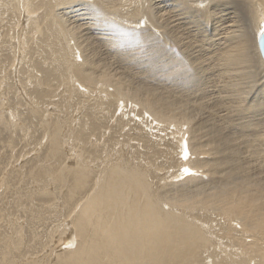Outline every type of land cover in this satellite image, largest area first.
<instances>
[{"label":"bare ground","instance_id":"obj_1","mask_svg":"<svg viewBox=\"0 0 264 264\" xmlns=\"http://www.w3.org/2000/svg\"><path fill=\"white\" fill-rule=\"evenodd\" d=\"M110 1L99 0L89 10L106 29V45L120 53L128 48L137 49L148 37L152 38L147 31V35L138 34L135 28L111 19L107 9ZM137 1L136 13L147 18L149 29L163 16L168 17V25L162 33L164 43L158 42L152 47L154 60L165 57L168 84L178 83L185 88L198 69L207 72L215 86V99L211 103L215 108L213 115L203 117L189 130L194 118L190 110L183 106L177 108L174 100L142 94L141 90H133L105 73L95 75L89 64L77 70V74L87 85H112L119 106L132 101L130 103L136 108L141 106L154 123L165 129H176L172 133L173 140L179 145L180 155L189 160L184 162L180 158L182 165L171 180L174 187L179 182H199L204 172L206 182L193 183L195 190L182 187L168 195L155 193L150 183L152 168L140 154L136 158L125 154L128 157L123 160L116 153V157L110 159L104 150L109 162L103 159L95 167L83 159L84 152L68 150L70 154L65 159L75 160L76 166L63 167L61 160L58 170L44 168L40 180L45 186L56 183L59 192H67L55 216H66L64 219H68L69 224L60 227H65L63 235L60 228H55L62 236L51 237L54 244H64L57 248L64 246L65 253L56 252L54 264H192L196 257L200 264H208L202 261L204 254L199 256L208 245L207 233L203 225L188 215L196 197L203 198L196 204L197 214L208 210L220 212L216 214L227 234L233 232L242 244H252L253 241L248 240L258 238L255 243L258 247H253L257 251L253 252L264 255V251H258L259 239L264 240V60L254 40L255 35L257 41L264 31V0H155V8L154 0ZM162 9L166 10V15H162ZM156 28L152 27L153 37L157 36ZM176 32L188 40L189 46L190 40H197L192 53L188 54L185 40ZM58 33L62 35L61 28ZM191 56L198 59L197 66L188 65ZM208 104L201 106L200 114L206 115L204 109L209 110ZM149 130L155 131L153 127ZM207 138L212 144L205 141ZM51 142L50 151L59 153L57 130ZM235 142H240L238 150L233 146ZM244 149L245 155L242 154ZM126 150L129 151L128 147ZM239 156H244V163L236 160ZM103 164H108L104 172ZM180 177L185 178L179 180ZM218 249L221 252V247ZM240 259L223 256L216 263L246 264ZM27 261L6 264H35Z\"/></svg>","mask_w":264,"mask_h":264},{"label":"rangeland","instance_id":"obj_2","mask_svg":"<svg viewBox=\"0 0 264 264\" xmlns=\"http://www.w3.org/2000/svg\"><path fill=\"white\" fill-rule=\"evenodd\" d=\"M98 1L0 0V264L22 259H27V263L54 264L55 253H65L64 246L57 248L62 242L54 244L52 238L62 236L65 227H60L69 224V220L64 219L66 216H55L67 192H59L56 183L45 186L40 180L44 168L58 170L61 160L63 167L76 166L75 160L65 159L70 154L68 150L84 152L83 159L95 167L103 159L109 162L104 150L110 159L116 157V153L123 160L129 155L136 158L140 154L152 168L150 183L155 193L168 195L182 187L195 190L193 183L206 182L204 172L199 182H179L174 187L171 180L182 165L180 158L184 162L189 160L180 155L179 145L173 140L176 129H165L154 123L143 108H136L132 101L119 106L112 85H87L77 70L89 64L95 75L105 73L133 90H141L142 94L174 100L177 108L183 106L190 110L194 120L189 130L203 117L213 115L215 108L211 103L215 99V86L212 79L207 72L198 69L187 87L182 88L176 82L168 84L165 57L154 60L152 51L154 44L165 41L162 33L168 25V17L163 16L152 26L158 27L157 36L153 37L155 32L151 25L152 30L149 29L147 18L136 13L137 0H111L107 7L109 17L135 28L138 34L147 35V31L152 38L148 37L137 49L128 48L120 53L115 47L106 45V29L89 11ZM153 4L155 8V0ZM161 13L166 15V10L162 9ZM59 28L62 35L58 33ZM176 35L185 40L178 32ZM254 40L258 45L256 35ZM190 41L189 46L185 40L188 54L197 43L195 39ZM197 60L191 56L188 65L197 66ZM206 104L209 110L204 109L206 115H202L200 108ZM151 127L155 131L149 130ZM56 130L60 149L53 154L51 137ZM205 141L212 144L208 138ZM235 143L233 146L238 150L240 142ZM211 148L214 149L212 145ZM242 154H246V149ZM236 160L241 164L245 161L244 156ZM105 167L108 168V164L102 165V172L106 171ZM202 199L195 198L188 215L203 225L207 233L208 245L199 254L206 256H202L203 263L213 261L217 264L216 261L224 256L242 258L241 262L245 260L246 264H264L263 253L253 252L257 251L253 247H258L255 245L258 238L249 239L252 244H242L233 232H225L224 223L216 214L220 212L208 210L197 214L196 204ZM50 226L54 230L51 231ZM55 228H60L62 235L55 232ZM259 242L258 251L262 252L264 240L260 238ZM195 260L192 264H200L198 257Z\"/></svg>","mask_w":264,"mask_h":264},{"label":"water","instance_id":"obj_3","mask_svg":"<svg viewBox=\"0 0 264 264\" xmlns=\"http://www.w3.org/2000/svg\"><path fill=\"white\" fill-rule=\"evenodd\" d=\"M258 48H259L261 57L264 60V31L258 37Z\"/></svg>","mask_w":264,"mask_h":264}]
</instances>
